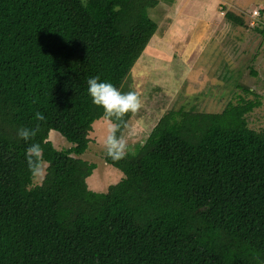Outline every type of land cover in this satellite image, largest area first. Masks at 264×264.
Wrapping results in <instances>:
<instances>
[{"label":"trees","instance_id":"16d2710c","mask_svg":"<svg viewBox=\"0 0 264 264\" xmlns=\"http://www.w3.org/2000/svg\"><path fill=\"white\" fill-rule=\"evenodd\" d=\"M225 20L250 27L234 10ZM157 31L120 0H0V264H264V127L249 124L258 100L232 92L216 99L220 113L169 110L135 157L104 156L121 182L88 187L95 167L80 157L104 119L87 81L123 93ZM37 123L34 140L18 136ZM50 131L73 146L56 149ZM30 143L48 164L41 185Z\"/></svg>","mask_w":264,"mask_h":264},{"label":"rangeland","instance_id":"374dc122","mask_svg":"<svg viewBox=\"0 0 264 264\" xmlns=\"http://www.w3.org/2000/svg\"><path fill=\"white\" fill-rule=\"evenodd\" d=\"M161 1L163 0H158L161 6L165 7L166 3H162ZM225 1H227V7L225 8H229V11L231 9L234 10L239 16H246L250 27H233L232 24H228L226 21L224 23L225 26L219 29V33L215 36V39L222 40L224 37L223 44L232 43L230 50L224 46L217 51L218 54L223 53L219 59V63L220 61L224 62L220 66L222 68L219 69V72L217 67L213 69V72H207L210 67L209 65H207V69L205 66L203 68L197 66L192 69L193 65H190V63H179V69L174 74L180 77V80L177 79L178 87H173V89L169 81L172 82L175 79L166 77L165 72L160 70V65L157 64L156 60H152L155 68L146 73L148 79L145 77V74H138L136 71L137 69L139 72L149 70V66L141 67L142 57L138 61L140 63H137L134 67L131 73L132 79L130 77L128 79L130 82L127 83L126 81L127 84L123 87V93L129 91L137 92L141 99L142 107L127 122L128 127L123 128L121 131L127 141V156H136L142 144L152 133L156 123L169 110L179 112L182 109L189 111L193 108H198L207 113H220L223 111L222 106L215 104L217 103L216 99L218 97L226 98L232 92L233 95L238 93L245 99L261 102V106L255 109L249 116V124L251 128L256 130L264 127V36L251 27L252 21L259 25L260 20L262 25H264V0ZM129 4L131 5V2ZM221 12L222 15L225 14L224 10ZM254 12H261V16H253ZM229 29L231 30L230 33H228ZM227 51L230 53L229 57L224 54ZM217 53L215 55L218 58ZM159 63H161L160 60ZM169 66V62L161 64V68H164V70L168 69ZM199 67L200 69H198ZM226 75L229 76L227 80H225ZM214 76H216V79ZM182 78L187 80H183ZM215 82L217 83V87L213 85ZM248 89L255 93V95H246L244 91ZM106 135L107 122L105 120L96 122L94 130L90 135L91 143L89 144V149L80 157L95 167L92 175L87 179V184L89 189L96 193H106L109 187L124 179L122 171L105 162L104 140ZM117 135H120V133H117ZM44 136L58 150H65L73 146L59 133L50 131L49 134L44 133ZM47 167L48 164H46V172ZM45 176L43 179L33 180L34 185H41Z\"/></svg>","mask_w":264,"mask_h":264},{"label":"crops","instance_id":"0c3cea01","mask_svg":"<svg viewBox=\"0 0 264 264\" xmlns=\"http://www.w3.org/2000/svg\"><path fill=\"white\" fill-rule=\"evenodd\" d=\"M120 1L143 11L158 25L156 35L148 44L144 52L145 54L143 53L145 57L142 55V59L140 58L142 61L141 67L149 66V70L139 72L137 69L138 74L143 73L148 79L146 73L155 68L152 60H156L157 64L160 65V70L165 72V76L169 79H175V81H169L171 88H173L178 87L177 79L180 80V77L174 74L179 69V63H190V65H193L192 69L197 66L202 68L205 66L207 69V65H209L210 67L207 72L210 73L216 67L218 72L222 68L220 66L224 62L220 61L219 63V59L223 53L218 54L217 51L224 46L230 50L232 43L223 44L224 37L222 40H219L215 39V36L219 33V29L225 26V14L229 11V8H225L227 7V1L163 0L161 2L166 3L165 7H162L158 0ZM130 2L131 5L129 4ZM261 4L263 5V3ZM222 9L225 11L224 15H222ZM230 32L231 30L228 31V33ZM228 52L224 53L227 57L230 56ZM216 53L218 54V58L215 55ZM159 60L161 63H159ZM167 62L170 63L169 68L166 70L162 69L161 64ZM225 77V80H227V75ZM214 78L216 79V76ZM217 82L219 81L217 80ZM213 85L217 87L216 82Z\"/></svg>","mask_w":264,"mask_h":264},{"label":"clouds","instance_id":"9594fccd","mask_svg":"<svg viewBox=\"0 0 264 264\" xmlns=\"http://www.w3.org/2000/svg\"><path fill=\"white\" fill-rule=\"evenodd\" d=\"M82 7H87V0H81ZM88 94L92 103L103 109V119L107 122V135L104 140L106 155L112 160L123 159L127 154V141L121 132L122 128H127L125 117L129 114H136L142 107L139 94L135 91L122 93L112 83L101 82L100 77H92L87 81ZM37 121H45V116L37 112ZM41 131L40 124L34 128L23 127L18 131V136L26 143L35 139ZM120 133V135H117ZM25 160L31 178L35 180L43 179L46 172V162L43 158V148L40 143H30L25 151Z\"/></svg>","mask_w":264,"mask_h":264},{"label":"built area","instance_id":"2783aa9c","mask_svg":"<svg viewBox=\"0 0 264 264\" xmlns=\"http://www.w3.org/2000/svg\"><path fill=\"white\" fill-rule=\"evenodd\" d=\"M253 16H261V12H254ZM262 24L261 21L259 20V25ZM258 26V24L254 21L251 22V27L252 28H256Z\"/></svg>","mask_w":264,"mask_h":264}]
</instances>
